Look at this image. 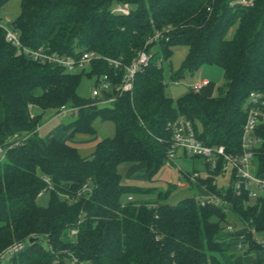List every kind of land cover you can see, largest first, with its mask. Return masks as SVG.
I'll return each instance as SVG.
<instances>
[{
	"label": "trees",
	"instance_id": "16d2710c",
	"mask_svg": "<svg viewBox=\"0 0 264 264\" xmlns=\"http://www.w3.org/2000/svg\"><path fill=\"white\" fill-rule=\"evenodd\" d=\"M8 1L0 0V9ZM18 2L7 25L21 44L74 60L94 52L99 59L88 65V77L108 75L115 86L140 52L149 58L129 93L105 94L115 100L100 106L76 93L84 69L78 74L17 55L0 32V253L24 243L4 264H233L231 257L251 252L264 264V201L214 185L218 173L200 158L191 157L192 172L205 178L190 183L194 195L173 203L169 187L123 185L117 171L121 163L142 164L151 181L168 161L178 120L189 121L205 145L238 150L247 99L264 93V0L247 8L232 0ZM122 5L127 15L113 12ZM179 46L187 52L171 82L201 65L218 66L223 82L215 96L190 89L176 100L165 94L161 62ZM61 108L74 112L63 126L69 138L93 136L96 120L111 122L113 137L84 158L70 144L40 137L43 121ZM256 134L253 173L264 178V123ZM203 190L225 193L230 205L200 206L195 196ZM45 193L49 203L41 208L36 200ZM141 194L148 198L121 203L122 195ZM29 238L44 245H29Z\"/></svg>",
	"mask_w": 264,
	"mask_h": 264
},
{
	"label": "built area",
	"instance_id": "2783aa9c",
	"mask_svg": "<svg viewBox=\"0 0 264 264\" xmlns=\"http://www.w3.org/2000/svg\"><path fill=\"white\" fill-rule=\"evenodd\" d=\"M255 0H232V3L242 7H252ZM114 13L127 15L129 13L128 6H116ZM0 32L3 33L4 42L16 50L17 55H22L40 65H53L63 68L66 71H73L75 68L83 69L92 61L98 60L99 57L94 52H83L78 60L71 58H61L56 54L48 53L43 48L36 50L24 47L19 39L18 33L2 22L0 17ZM156 34L152 40L156 39ZM148 56L145 52H140L136 59L129 65L123 67L124 74L121 82L113 86L108 75L98 77L97 83L91 91V98L96 100L100 106L109 105L115 98L113 96L105 97V94L117 93L118 95L127 94L131 91L133 80L139 68L146 66ZM110 65L117 68L119 65L115 61H108ZM209 83L202 80L190 83L189 89L199 92ZM114 87V88H113ZM246 104V120L242 128L239 140L238 150L228 153L223 146H207L195 136L191 123L186 120H178L171 125V144L168 150V161L170 163L176 158L177 151H181L183 155L190 157H198L207 166L208 172L218 173L215 177L214 185L219 188L223 187L231 193V196H246L249 200L264 201V178L258 177L253 173L252 155L253 150L260 143V139L256 134L259 124L264 123V93H251ZM69 110L61 108L58 115L65 116ZM1 159L3 151L0 148ZM204 172H192L185 175L186 182L178 183L177 188H189L190 183H196L197 179H204ZM180 179V178H179ZM219 179L226 181V186L218 185ZM221 186V187H220ZM192 193V192H191ZM41 195V194H40ZM192 195H194L192 193ZM225 193L220 196L203 190L202 194H196L195 199L200 206L211 205L215 207L224 206L223 210L229 206V202L224 200ZM131 198H128L130 200ZM230 230V228H228ZM24 249V243L16 242L8 246L0 253V259L17 255Z\"/></svg>",
	"mask_w": 264,
	"mask_h": 264
},
{
	"label": "rangeland",
	"instance_id": "374dc122",
	"mask_svg": "<svg viewBox=\"0 0 264 264\" xmlns=\"http://www.w3.org/2000/svg\"><path fill=\"white\" fill-rule=\"evenodd\" d=\"M19 12V2L18 0H10L0 9V17L2 22L7 24L12 21ZM187 52V48L184 46H179L173 48L172 55L161 62L162 66V78L167 87L165 88V94L176 100L184 96L189 90V84L206 80L209 85L201 89L199 92L204 96H215L217 94V88L221 86L223 82L222 70L218 66L212 65H201L192 75H185L182 79L176 83L171 82L170 77L172 73L176 72L181 62L183 61ZM85 71L82 74L80 68L73 69L74 73L80 75L79 84L76 89L77 95L84 99H91V91L96 84V76L88 77L86 73L88 71V66L83 68ZM248 102V100H247ZM74 117V112L69 110L65 116L57 115L53 116L46 121H43L39 128V135L44 139L53 138L56 140H63V142L74 146L79 150L81 155L90 154L93 152L96 143L104 138H111L114 135V126L111 122H100L96 120L93 124L95 134L93 136L76 135L73 138H69L68 133L64 132L63 126L65 123L70 121ZM192 158L188 156H183L182 152L179 150L176 153V158L171 161V164H164L157 174L148 180L144 171L142 164H132V163H121L117 167L118 174L121 178V183L123 185L137 186L140 188L155 187L160 191H166L169 187L172 190L170 202L179 201L185 197H190L192 191L188 188H177L178 183H185V175L192 174ZM194 161V160H193ZM198 163V161H195ZM180 178V179H179ZM218 185L226 186V181L219 179L217 181ZM50 195L49 193L41 194L37 197L36 203L39 207L45 208L48 206ZM128 198L132 200L129 201ZM148 197L145 195H122L121 203L126 204L129 202H142ZM238 226L240 225L237 222ZM261 241L259 237L256 238ZM220 241H222L220 239ZM249 254H237L232 258L233 264H258V256Z\"/></svg>",
	"mask_w": 264,
	"mask_h": 264
},
{
	"label": "water",
	"instance_id": "95a60500",
	"mask_svg": "<svg viewBox=\"0 0 264 264\" xmlns=\"http://www.w3.org/2000/svg\"><path fill=\"white\" fill-rule=\"evenodd\" d=\"M38 242L40 244L44 245V242L41 239H39V238H29V239H27V243L29 245H32L33 243H38ZM6 261H7V257H3L2 259H0V264H4Z\"/></svg>",
	"mask_w": 264,
	"mask_h": 264
},
{
	"label": "crops",
	"instance_id": "0c3cea01",
	"mask_svg": "<svg viewBox=\"0 0 264 264\" xmlns=\"http://www.w3.org/2000/svg\"><path fill=\"white\" fill-rule=\"evenodd\" d=\"M49 139H53V138H49ZM49 139H46V140H49ZM59 141L63 142V140H59ZM77 151H78L79 155H80L81 157H83V158H84V157H88V156H90V155L92 154V152H91L90 154H88V156H86V155L83 156V155L80 154L79 150H77Z\"/></svg>",
	"mask_w": 264,
	"mask_h": 264
}]
</instances>
